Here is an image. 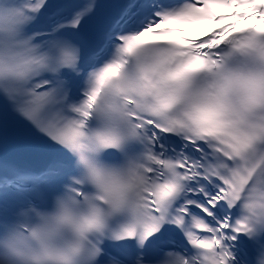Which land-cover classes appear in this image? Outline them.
Masks as SVG:
<instances>
[{"label":"snow or ice","instance_id":"obj_1","mask_svg":"<svg viewBox=\"0 0 264 264\" xmlns=\"http://www.w3.org/2000/svg\"><path fill=\"white\" fill-rule=\"evenodd\" d=\"M10 122L0 264H264V0H0Z\"/></svg>","mask_w":264,"mask_h":264}]
</instances>
